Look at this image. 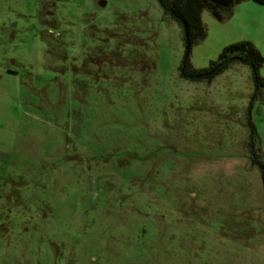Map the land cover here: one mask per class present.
Here are the masks:
<instances>
[{"label":"rangeland","instance_id":"rangeland-1","mask_svg":"<svg viewBox=\"0 0 264 264\" xmlns=\"http://www.w3.org/2000/svg\"><path fill=\"white\" fill-rule=\"evenodd\" d=\"M202 21L191 67L264 56V2ZM185 55L159 0H0V264H264V87Z\"/></svg>","mask_w":264,"mask_h":264},{"label":"trees","instance_id":"trees-1","mask_svg":"<svg viewBox=\"0 0 264 264\" xmlns=\"http://www.w3.org/2000/svg\"><path fill=\"white\" fill-rule=\"evenodd\" d=\"M243 0H159L163 9L169 13L184 28L185 34L187 27L188 42L186 39V48L188 43L193 44L195 40L206 37L205 27L202 21V12L208 9L212 15L219 21L225 20L232 12L234 7ZM264 2V0H258ZM186 38V35H185ZM187 52V49H186ZM235 61L249 64L254 74L257 95L259 89L264 87V78L260 76V67L264 64V56L261 51L251 42L244 40L226 46L216 60H212L208 67L196 69L189 64V54L185 55L181 65V74L183 77L194 81L211 82L216 76ZM251 129V141L254 142L256 129L252 121L249 122ZM262 177L264 181V164L260 163Z\"/></svg>","mask_w":264,"mask_h":264},{"label":"water","instance_id":"water-1","mask_svg":"<svg viewBox=\"0 0 264 264\" xmlns=\"http://www.w3.org/2000/svg\"><path fill=\"white\" fill-rule=\"evenodd\" d=\"M100 3H101L102 6H105L106 5V2L105 1H101ZM185 30H186V34L185 35H186V39H187V42H188L189 36H188V32H187V27H185ZM186 49H187V52L186 53L188 55L190 53V45H189V43H188V46H187Z\"/></svg>","mask_w":264,"mask_h":264}]
</instances>
